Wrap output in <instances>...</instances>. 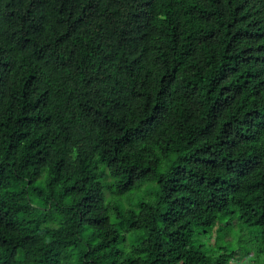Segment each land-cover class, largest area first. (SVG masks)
Masks as SVG:
<instances>
[{
  "label": "trees",
  "instance_id": "trees-1",
  "mask_svg": "<svg viewBox=\"0 0 264 264\" xmlns=\"http://www.w3.org/2000/svg\"><path fill=\"white\" fill-rule=\"evenodd\" d=\"M232 222L264 245V0H0V264H232Z\"/></svg>",
  "mask_w": 264,
  "mask_h": 264
},
{
  "label": "rangeland",
  "instance_id": "rangeland-1",
  "mask_svg": "<svg viewBox=\"0 0 264 264\" xmlns=\"http://www.w3.org/2000/svg\"><path fill=\"white\" fill-rule=\"evenodd\" d=\"M152 187H154L153 183H147L139 190H134L132 192L131 201H137L140 198L146 200L151 199L153 195H150L149 192H152ZM137 232L140 234L142 231L139 230ZM255 232V227H241L240 224H235L233 222L230 225L226 223L221 226L217 239L219 240L220 244L226 245L228 249H235L236 252L232 264H264V248L260 249V252H257L258 254L256 256H254L252 253H250L248 256H244L245 250L248 248L264 247V245L259 242V239L255 235ZM198 237L205 241L208 245L209 242H212V239L209 238V236ZM133 243L134 242L132 241V235H128L127 243L125 244V249H129V245Z\"/></svg>",
  "mask_w": 264,
  "mask_h": 264
}]
</instances>
